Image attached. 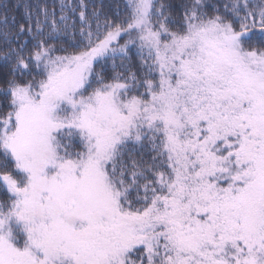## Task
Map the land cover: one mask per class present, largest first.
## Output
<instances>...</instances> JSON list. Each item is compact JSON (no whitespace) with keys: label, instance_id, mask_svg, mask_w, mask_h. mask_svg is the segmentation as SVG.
Returning a JSON list of instances; mask_svg holds the SVG:
<instances>
[{"label":"snow or ice","instance_id":"6c2138e0","mask_svg":"<svg viewBox=\"0 0 264 264\" xmlns=\"http://www.w3.org/2000/svg\"><path fill=\"white\" fill-rule=\"evenodd\" d=\"M0 264H264V0H0Z\"/></svg>","mask_w":264,"mask_h":264},{"label":"trees","instance_id":"16d2710c","mask_svg":"<svg viewBox=\"0 0 264 264\" xmlns=\"http://www.w3.org/2000/svg\"><path fill=\"white\" fill-rule=\"evenodd\" d=\"M19 11V10H18Z\"/></svg>","mask_w":264,"mask_h":264}]
</instances>
